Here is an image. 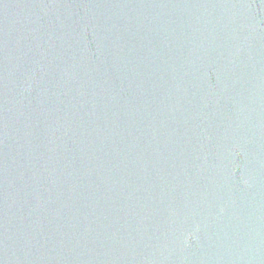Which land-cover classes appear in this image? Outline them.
Segmentation results:
<instances>
[{"label": "water", "instance_id": "95a60500", "mask_svg": "<svg viewBox=\"0 0 264 264\" xmlns=\"http://www.w3.org/2000/svg\"><path fill=\"white\" fill-rule=\"evenodd\" d=\"M0 264H264V0H0Z\"/></svg>", "mask_w": 264, "mask_h": 264}]
</instances>
